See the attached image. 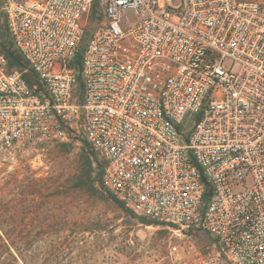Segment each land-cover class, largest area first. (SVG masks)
Segmentation results:
<instances>
[{
	"label": "built area",
	"instance_id": "obj_1",
	"mask_svg": "<svg viewBox=\"0 0 264 264\" xmlns=\"http://www.w3.org/2000/svg\"><path fill=\"white\" fill-rule=\"evenodd\" d=\"M0 13L1 168H39L82 137L104 190L171 226L167 264H264V0H0Z\"/></svg>",
	"mask_w": 264,
	"mask_h": 264
},
{
	"label": "rangeland",
	"instance_id": "obj_2",
	"mask_svg": "<svg viewBox=\"0 0 264 264\" xmlns=\"http://www.w3.org/2000/svg\"><path fill=\"white\" fill-rule=\"evenodd\" d=\"M1 20L0 13L6 40ZM42 159L35 169L0 167V195L7 203L1 213L7 234L0 243L22 253L14 260L0 249V264L3 256V264H167L168 242L175 239L171 226L145 224L116 203L100 183L102 160L82 137L51 146ZM78 180L84 184L76 186ZM28 181H35L36 191L26 187Z\"/></svg>",
	"mask_w": 264,
	"mask_h": 264
},
{
	"label": "trees",
	"instance_id": "obj_3",
	"mask_svg": "<svg viewBox=\"0 0 264 264\" xmlns=\"http://www.w3.org/2000/svg\"><path fill=\"white\" fill-rule=\"evenodd\" d=\"M2 36L4 37L3 32H2ZM3 48H4L5 52H6V55H7L8 59H9V63H10L11 66H21V65H22L21 57H20V56L14 51V50H10L8 45H4ZM79 59H80V53H78V54L75 56L73 62H74V63H77V62L79 61ZM38 180H39V179H38ZM83 182H85V184H86V180H84ZM87 182L90 183V187H91L92 189H94V190L97 189V188L94 187V185H93V181H92V180L89 179ZM82 184H84V183H81L80 180H78L77 182H75V185H76V186H81ZM36 185H37V184L35 183V181H28L27 184H26V187H27V188L31 191V193H32L33 191H36ZM110 197H111L116 203L121 204V205H120L121 207H125V206L123 205V203L120 202L118 199H116L113 195H111ZM122 205H123V206H122ZM6 206H7V203H6L5 198L3 197V195H0V240H3V237L7 234L6 230L3 228V220H2L3 214H1V213L4 211V208H6ZM128 210H129V209H128ZM129 211H130V210H129ZM130 212H131V211H130ZM131 214L134 215L132 212H131ZM134 216H135V215H134ZM138 218H139V220H140L141 222H143V223H145V224H151V223H153L154 221H156V220L148 219V218L143 217V216H138ZM0 244H1V245H0V249H5V252L3 253V255L11 256V257H13L14 260H16L17 256L20 257V258L22 257V253H21V250H20L19 248H17V247L14 248L15 251L12 252V251L10 250V248H9V245L7 246L5 243H3V241H1ZM6 256H3L4 258H3L1 264L4 263V260H5Z\"/></svg>",
	"mask_w": 264,
	"mask_h": 264
}]
</instances>
